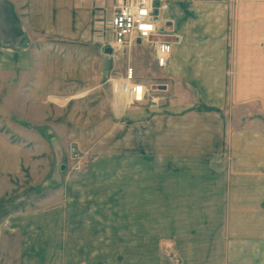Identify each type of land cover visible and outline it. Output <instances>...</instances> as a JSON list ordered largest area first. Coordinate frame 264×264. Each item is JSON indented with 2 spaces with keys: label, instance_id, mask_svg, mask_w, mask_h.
<instances>
[{
  "label": "rangeland",
  "instance_id": "1",
  "mask_svg": "<svg viewBox=\"0 0 264 264\" xmlns=\"http://www.w3.org/2000/svg\"><path fill=\"white\" fill-rule=\"evenodd\" d=\"M230 99L221 107L169 104L166 136L154 121L142 128L124 120L85 148L51 133L38 175L0 187V264H17L5 243L20 239V213L46 222L51 264H151L143 257L155 256L209 264L199 258L213 256L210 241L222 242L221 252L246 246L264 261V88L233 89Z\"/></svg>",
  "mask_w": 264,
  "mask_h": 264
},
{
  "label": "crops",
  "instance_id": "2",
  "mask_svg": "<svg viewBox=\"0 0 264 264\" xmlns=\"http://www.w3.org/2000/svg\"><path fill=\"white\" fill-rule=\"evenodd\" d=\"M117 1L0 0V94L6 103L0 120L11 131L0 132V187L38 175L51 153V133L85 148L124 120L142 128L154 121L166 136L169 104L221 107L227 96L231 103L233 89L264 88V0L168 1L152 38L170 45L163 61L153 43L114 48L111 31H99L110 27ZM127 69L130 83L145 89L142 102H130L119 90ZM51 157L61 167L58 155ZM20 215V239L5 243L14 247L17 264H51V241L42 235L46 222ZM209 243L218 251L199 260L264 264L246 246L221 252L222 242ZM143 258L161 263V256ZM180 264H190L189 258Z\"/></svg>",
  "mask_w": 264,
  "mask_h": 264
},
{
  "label": "built area",
  "instance_id": "3",
  "mask_svg": "<svg viewBox=\"0 0 264 264\" xmlns=\"http://www.w3.org/2000/svg\"><path fill=\"white\" fill-rule=\"evenodd\" d=\"M164 8L160 0H121L116 3L109 24L111 45L123 48L135 40L153 43L157 60L163 61L170 52V45L167 42L152 41V38L159 33V13ZM131 81L132 69H127L119 90L130 102H142L145 89L142 85L131 84Z\"/></svg>",
  "mask_w": 264,
  "mask_h": 264
},
{
  "label": "water",
  "instance_id": "4",
  "mask_svg": "<svg viewBox=\"0 0 264 264\" xmlns=\"http://www.w3.org/2000/svg\"><path fill=\"white\" fill-rule=\"evenodd\" d=\"M105 52L106 53H110L111 52V49L110 48H107V49H105Z\"/></svg>",
  "mask_w": 264,
  "mask_h": 264
},
{
  "label": "bare ground",
  "instance_id": "5",
  "mask_svg": "<svg viewBox=\"0 0 264 264\" xmlns=\"http://www.w3.org/2000/svg\"><path fill=\"white\" fill-rule=\"evenodd\" d=\"M122 93V92H121ZM129 106V105H128Z\"/></svg>",
  "mask_w": 264,
  "mask_h": 264
}]
</instances>
